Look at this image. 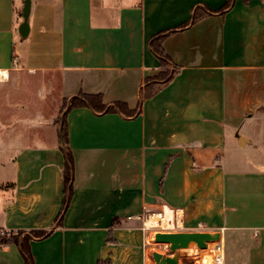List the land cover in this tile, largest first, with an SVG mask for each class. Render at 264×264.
<instances>
[{
    "label": "crops",
    "instance_id": "crops-1",
    "mask_svg": "<svg viewBox=\"0 0 264 264\" xmlns=\"http://www.w3.org/2000/svg\"><path fill=\"white\" fill-rule=\"evenodd\" d=\"M226 1L0 0V228L49 231L29 240L34 264H154L167 230L217 231L219 264H264V0ZM79 93L140 111L67 112L56 226L57 118ZM227 146L250 164L228 166ZM0 264H25L19 242L0 243Z\"/></svg>",
    "mask_w": 264,
    "mask_h": 264
},
{
    "label": "trees",
    "instance_id": "trees-1",
    "mask_svg": "<svg viewBox=\"0 0 264 264\" xmlns=\"http://www.w3.org/2000/svg\"><path fill=\"white\" fill-rule=\"evenodd\" d=\"M244 2H247V0H243ZM232 3V0H227L225 5L220 10L221 12L225 9H227L230 4ZM199 18L197 11H195L192 15L191 21H195ZM183 27V26H182ZM163 35L158 33L157 35L153 36L149 41V48L152 50V52L160 59V62L162 66H165L166 63H168V58L162 48L161 41ZM170 74L168 73V70L163 68L161 73L155 78L153 81L158 82L160 85L166 83L170 79ZM150 81V80H149ZM148 81V82H149ZM149 85V84H148ZM156 91V88L153 86L152 92L154 93ZM151 93V91L149 92ZM146 91V95L149 94ZM150 95V94H149ZM68 106V109L62 116V126L59 132L60 141L62 143V150L64 152V165L62 168V178H63V186H64V199H63V206L62 211L59 213L58 217L55 220V225L60 224V217L62 212L64 211L65 207L68 205V201L72 192V180H73V158L71 155V151L67 144V131H66V114L67 112L73 108V107H79V106H89L94 111L97 112H103V111H119L121 114L126 116H134L139 113L140 107L131 110L127 107V105L124 102L116 101L112 104V106H106L102 102L101 94H81L79 93L76 96H73L70 98L69 102H64L62 108L60 109V115L62 114L63 110ZM59 115V116H60ZM60 117L57 118V123L59 125ZM21 232H18L17 235L11 237V238H0V243H6V242H19L22 255L24 256L25 264H34L33 259L30 253L29 249V240L30 239H39L43 238L46 235H48L49 231H43V230H33L28 233H25L24 236L21 238L20 241H18V237L20 236Z\"/></svg>",
    "mask_w": 264,
    "mask_h": 264
},
{
    "label": "water",
    "instance_id": "water-1",
    "mask_svg": "<svg viewBox=\"0 0 264 264\" xmlns=\"http://www.w3.org/2000/svg\"><path fill=\"white\" fill-rule=\"evenodd\" d=\"M28 3H26L23 11V25L27 26ZM23 28V27H22ZM68 109V106L60 115L59 132L62 126V116ZM220 239V234L217 231H158L154 234V241L167 246L170 255H163L160 252L153 251L152 257L156 264H177L178 255L175 253L181 248H186L189 245L204 249L209 242H217Z\"/></svg>",
    "mask_w": 264,
    "mask_h": 264
},
{
    "label": "rangeland",
    "instance_id": "rangeland-1",
    "mask_svg": "<svg viewBox=\"0 0 264 264\" xmlns=\"http://www.w3.org/2000/svg\"><path fill=\"white\" fill-rule=\"evenodd\" d=\"M66 102V101H65ZM60 117V116H58ZM60 123V122H59ZM227 152V164L230 167H240L243 165H247L250 163L245 162V160H248L250 155L249 152H242V150L237 149L238 154L234 153V151H232L231 148H229V146H227L226 149ZM151 242L153 243V251H157L160 253H168V249L167 246L164 247V244H159L156 243L154 241V237L153 239H151ZM217 246V242H210L209 246H207L204 249H199L198 247H194L193 245H189L186 248H184L183 250H181L180 252L183 254H186L187 252H191L192 254H194L193 258H189L187 260H185V264H203L205 262H207L208 264H212V260H211V256L215 255L218 250L216 249ZM189 247L194 248V250H187L189 249ZM204 257L208 258L205 259ZM154 264H156L154 262Z\"/></svg>",
    "mask_w": 264,
    "mask_h": 264
},
{
    "label": "bare ground",
    "instance_id": "bare-ground-1",
    "mask_svg": "<svg viewBox=\"0 0 264 264\" xmlns=\"http://www.w3.org/2000/svg\"><path fill=\"white\" fill-rule=\"evenodd\" d=\"M157 221H158V216H156V215H150L149 218L146 221V224L147 225L156 224ZM187 250H194V248L189 247V249H187ZM204 258L205 259H208L206 257H204ZM211 260H212V262H214V264L221 263L222 260H223V254H222V252L218 251L215 255L211 256ZM203 264H208V263L205 262Z\"/></svg>",
    "mask_w": 264,
    "mask_h": 264
},
{
    "label": "built area",
    "instance_id": "built-area-1",
    "mask_svg": "<svg viewBox=\"0 0 264 264\" xmlns=\"http://www.w3.org/2000/svg\"><path fill=\"white\" fill-rule=\"evenodd\" d=\"M146 217L149 218L150 214L146 213ZM16 232H13L12 230H8L5 228H0V238H7L10 237L12 235H14ZM222 242L221 241H217V246L216 249L220 252H222Z\"/></svg>",
    "mask_w": 264,
    "mask_h": 264
}]
</instances>
